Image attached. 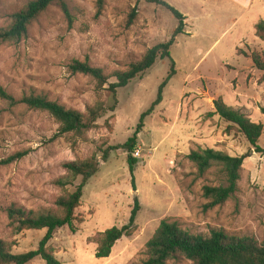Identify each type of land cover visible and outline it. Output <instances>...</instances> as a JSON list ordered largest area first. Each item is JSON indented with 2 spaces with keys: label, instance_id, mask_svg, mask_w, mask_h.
Listing matches in <instances>:
<instances>
[{
  "label": "rangeland",
  "instance_id": "1",
  "mask_svg": "<svg viewBox=\"0 0 264 264\" xmlns=\"http://www.w3.org/2000/svg\"><path fill=\"white\" fill-rule=\"evenodd\" d=\"M28 1L0 0V27L7 26L12 14ZM165 1L186 17V27L170 47L176 73L137 135L135 149L140 154L132 173L127 152L109 148L132 135L167 76L170 59H158L144 74L117 89L115 110L83 135L60 134L59 123L46 111L0 98V161L27 152L0 165V238L13 253L35 249L45 230L13 235L6 207H53L62 194L53 183L65 173L62 164L90 157L99 160V169L83 188L75 231L58 228L49 241L61 264H138L146 256V242L164 218L176 220L191 233L207 235L211 229H222L263 239L264 153L254 152L242 135L226 134V123L207 113L214 111L213 100L229 85L230 96L245 94L253 104L249 112L245 107L236 109L264 125L263 74L245 56L264 51V41L255 36V24L264 20V0ZM177 24L170 11L145 0H103L100 10L97 0H55L31 22L19 42L0 41V86L15 99L42 94L82 112L99 100L110 106L113 99L107 84L97 88L93 78L73 72L71 63L86 61L106 74L124 70L147 49L166 42ZM113 81L111 77L108 83ZM258 144L264 147V131ZM197 145L246 156L238 191L223 205L204 207L208 200L202 187L226 185V180L214 168L198 176L186 157ZM105 150L109 155L103 162ZM135 200L139 210L132 233L116 241L108 257H96L101 233L126 224ZM27 264L45 262L35 258ZM166 264L190 262L177 259Z\"/></svg>",
  "mask_w": 264,
  "mask_h": 264
},
{
  "label": "trees",
  "instance_id": "2",
  "mask_svg": "<svg viewBox=\"0 0 264 264\" xmlns=\"http://www.w3.org/2000/svg\"><path fill=\"white\" fill-rule=\"evenodd\" d=\"M53 1L55 0L28 1L12 14L11 22L7 26L0 27V41L19 42L26 35L31 22ZM145 1L164 7L177 19L178 24L166 42L150 47L139 60L131 62L126 69L115 70L110 74L104 73L101 68L92 66L86 61L74 60L70 65L73 72L83 73L93 78L97 88L102 89L107 84L106 89L111 93L113 99L112 105L108 106L99 100L82 112L66 108L58 101L51 100L42 94H24L19 99H15L2 86H0V98L10 103H23L30 109L46 111L59 123L58 132L60 134L74 132L83 135L96 126L98 119L109 111L115 110L117 89L125 87L132 79L144 74L158 59H170L167 76L159 85L154 101L148 109L141 113L132 135L123 144L109 148V150L124 149L127 152V163L129 171L132 173L137 163L136 157L132 155L136 147L137 135L143 127L145 117L149 116L161 103L163 89L176 73L175 62L170 55V47L174 44L176 36L185 32L186 26V17L167 1ZM102 6L103 0H97L99 10ZM62 9L68 15L64 4H62ZM255 36L264 41V20L255 24ZM245 56L251 60L255 69L262 72L260 80L264 82V51L253 50L249 54L245 53ZM111 77L114 78V81L108 83ZM213 107L214 111L207 113V116H219L226 123L224 129L226 134L238 133L245 138L254 152L264 153V147L258 144L264 131L263 123L251 120L242 110L227 105L221 97L213 100ZM260 113L264 116V106L260 107ZM109 150L103 152L101 157L103 162L108 158ZM26 154V151L16 152L7 159L1 160L0 165L14 162ZM186 157L195 166L198 176L202 177L214 168L225 177L226 185L207 184L202 187L203 196L208 200L204 205L205 208L223 205L238 191V181L245 155L232 156L226 151L197 145L190 149ZM62 167L65 173L53 181L62 190V194L56 198L53 207L25 209L16 204L6 207L5 212L13 235H18L26 230L43 229L45 232L35 249L21 253H13L11 245L0 238V264H27L35 258L43 260L45 264H61L49 245V241L58 228L67 226L71 231H75L74 222L78 220L75 211L81 204L84 186L99 169V160L96 157L70 160L64 162ZM78 179H80L79 183L75 184ZM68 186H72L74 189L70 191L67 189ZM138 210L139 204L135 200L126 224L121 227L112 226L101 233L95 250L96 257H108L116 241L132 233ZM145 255V258L138 264H166L169 260L177 259H185L190 264H264V237L258 241L253 236H238L222 229H211L207 235L191 233L182 228L176 220L164 218L146 242Z\"/></svg>",
  "mask_w": 264,
  "mask_h": 264
},
{
  "label": "crops",
  "instance_id": "3",
  "mask_svg": "<svg viewBox=\"0 0 264 264\" xmlns=\"http://www.w3.org/2000/svg\"><path fill=\"white\" fill-rule=\"evenodd\" d=\"M205 11L208 12L207 10H205ZM232 71H234V69H232ZM235 71H236V69H235ZM228 86L226 85V88L222 92H220L219 97H221L227 105L232 106L234 108L245 107L246 110L249 112L250 109L252 108V105H253L252 102L248 101V98H245L244 97L245 94H243V93H242L243 95H239V93H235V95L233 97L230 96L229 94L231 92H233V90ZM256 109H258V108H256ZM220 150H222V149H220ZM228 154L232 155L231 153H228ZM232 156H239V155H232Z\"/></svg>",
  "mask_w": 264,
  "mask_h": 264
},
{
  "label": "built area",
  "instance_id": "4",
  "mask_svg": "<svg viewBox=\"0 0 264 264\" xmlns=\"http://www.w3.org/2000/svg\"><path fill=\"white\" fill-rule=\"evenodd\" d=\"M139 154H140L139 150L138 149H135L132 155L134 157H139Z\"/></svg>",
  "mask_w": 264,
  "mask_h": 264
},
{
  "label": "water",
  "instance_id": "5",
  "mask_svg": "<svg viewBox=\"0 0 264 264\" xmlns=\"http://www.w3.org/2000/svg\"><path fill=\"white\" fill-rule=\"evenodd\" d=\"M253 151V150H252ZM133 195H134V197H136V195H137V192L135 191L134 193H133Z\"/></svg>",
  "mask_w": 264,
  "mask_h": 264
}]
</instances>
